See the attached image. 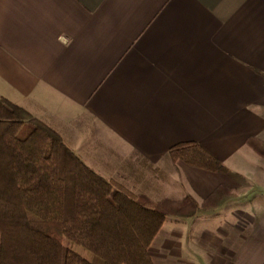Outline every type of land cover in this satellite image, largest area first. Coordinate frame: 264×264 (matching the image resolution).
<instances>
[{"label": "crops", "instance_id": "obj_1", "mask_svg": "<svg viewBox=\"0 0 264 264\" xmlns=\"http://www.w3.org/2000/svg\"><path fill=\"white\" fill-rule=\"evenodd\" d=\"M0 97L105 179L203 208L150 251L264 264V0H0ZM188 142L229 173L173 162Z\"/></svg>", "mask_w": 264, "mask_h": 264}, {"label": "trees", "instance_id": "obj_2", "mask_svg": "<svg viewBox=\"0 0 264 264\" xmlns=\"http://www.w3.org/2000/svg\"><path fill=\"white\" fill-rule=\"evenodd\" d=\"M170 157L229 173L196 142ZM174 206L100 176L50 126L0 97V264H156L150 249L171 208L188 217L203 209Z\"/></svg>", "mask_w": 264, "mask_h": 264}, {"label": "rangeland", "instance_id": "obj_3", "mask_svg": "<svg viewBox=\"0 0 264 264\" xmlns=\"http://www.w3.org/2000/svg\"><path fill=\"white\" fill-rule=\"evenodd\" d=\"M188 237H191L192 241L198 244H200V246H202L203 249H205V251H211L209 247V244H206L202 241H200L199 237L197 235H187ZM164 240L162 237H159V239L157 240V242L155 243V247L153 250H151L150 252H152L151 254H155L156 258H157V264H172L175 261H172L171 259H165L164 257V253H163V249L164 247H162Z\"/></svg>", "mask_w": 264, "mask_h": 264}]
</instances>
